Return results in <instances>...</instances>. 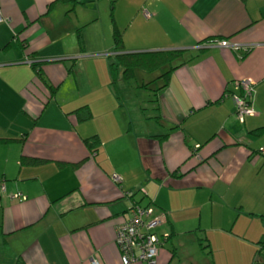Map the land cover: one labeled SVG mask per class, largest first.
<instances>
[{
	"label": "crops",
	"instance_id": "crops-1",
	"mask_svg": "<svg viewBox=\"0 0 264 264\" xmlns=\"http://www.w3.org/2000/svg\"><path fill=\"white\" fill-rule=\"evenodd\" d=\"M0 12V138L26 136L0 144L8 191L0 198V264H121L115 229L130 216L128 196L139 191L145 195L137 202L169 216L160 235H174L158 264H177L175 242L192 237L200 248L204 235L216 246L215 264L244 260L245 243L254 264L264 241V133H252L264 128V0H0ZM115 28L129 53H196L159 92L155 116L133 139L122 109L96 113L59 98L69 76L79 85L70 61L89 53L104 64L103 55L114 54ZM209 39L218 41L200 45ZM225 41L236 48L218 45ZM32 62H47L42 73L58 87L46 107ZM243 80L254 83L256 110L244 121L236 118ZM82 107L98 118L79 122L74 112ZM94 136L101 146L92 156L85 140ZM24 156L45 163L23 166ZM205 191L232 215L220 221L212 209L204 223L198 199ZM242 215L250 220L239 224ZM194 254L189 264H202Z\"/></svg>",
	"mask_w": 264,
	"mask_h": 264
},
{
	"label": "rangeland",
	"instance_id": "rangeland-1",
	"mask_svg": "<svg viewBox=\"0 0 264 264\" xmlns=\"http://www.w3.org/2000/svg\"><path fill=\"white\" fill-rule=\"evenodd\" d=\"M110 42L112 43L110 45L111 47L110 49H112L114 46L113 38L110 39ZM88 44L91 43L89 42ZM128 51H134V50H128ZM110 53H112V51ZM110 53H109V57L103 55L104 58H102V60L104 61V64L101 63V60L95 58L96 54L89 56V53L88 56H85L87 54L86 53L82 55L83 57H80L75 61L73 60L70 61L68 64V70L73 67L72 69L74 73L76 72L77 82L79 85L77 88L74 81V74L71 76L68 75L69 76L68 81L65 84H63L62 89L64 91H61V93L59 94V98L64 99V100L62 99L60 100L62 103L71 102L75 108H78L83 105H93L96 113H105L108 111L110 114H112L117 112V110L122 109V111H119V117L120 118L124 117L125 120L127 121L126 124L132 125V127L131 125H129L131 127L130 132L125 131V136L129 135V139H133L135 138L136 132L141 133L140 134L141 136L142 132L144 131V130L142 131V128L140 129L139 125L141 126L146 125V119L155 116L156 113L155 90L140 88V86H142L143 83L151 82L152 79L156 78L158 73H156L155 75H150L142 71L141 72L137 71L135 78H132L128 81L127 80L124 81L122 78V73H123L122 68L115 67V69L117 70V84L114 85L110 71L111 70L110 64L111 63L114 64L113 62H116V59L114 55ZM107 78L109 79L108 81H106ZM105 84L107 85L106 86L107 88H105ZM106 89H108V91H106ZM101 100H103V103H99ZM53 106L55 107L54 103ZM95 112L94 111L92 112V118L94 117ZM96 117L98 118V116ZM83 134L86 135L87 132H83ZM132 168H134L137 172H139L138 167L136 165L133 164ZM133 175H137V173ZM142 178L143 176L140 177V180ZM135 182H139V179L136 180ZM138 194L142 196L144 192L139 191ZM228 198L229 199H227V201L230 202V200L233 199V194L232 195L228 194ZM246 202H248V199H246ZM198 203L200 205L204 203V209L200 208L198 210V212H203L204 223L210 220L212 209L214 211L213 218L216 219L219 216L220 221L222 220L223 214H226V216L229 217V214L232 215L233 213V210L231 211V209H228L230 206H223L218 202L216 205H214L211 202H209V193L207 191L204 192V195H201L199 197ZM246 220H250V219L242 215L239 224H242L243 222H247ZM162 230L164 231V229ZM160 233L161 231L159 232V236ZM189 239L193 240V238L191 237V238H186L180 242H175L176 251H177L175 263L183 264L184 262H186V264H189L187 260L190 257V255L192 257V251L195 253L194 255H196V257L198 258L197 261L202 260L203 262V258H206L204 253L200 250L201 248L198 247V244L196 245H193V243L191 244V240ZM191 246H192V251H191ZM195 246L199 251L194 249ZM215 247L216 246H212L213 252H215ZM226 250L230 253V255L233 258V254H234L233 242L227 246ZM242 250L244 252L243 255H245L244 257L245 259L242 261L234 260L232 261L231 264H253L250 261V259L247 258V256L249 257V255L247 254L249 249L247 248L246 243L244 244ZM178 261H180L181 263Z\"/></svg>",
	"mask_w": 264,
	"mask_h": 264
},
{
	"label": "trees",
	"instance_id": "trees-1",
	"mask_svg": "<svg viewBox=\"0 0 264 264\" xmlns=\"http://www.w3.org/2000/svg\"><path fill=\"white\" fill-rule=\"evenodd\" d=\"M242 2H246L247 0H241ZM51 7V6H50ZM113 41H114V57L116 59V62H113L114 64H110L111 67V75L114 82V85L117 84V70L115 67H120L123 70L122 78L124 81H128L132 78L136 77L137 71L144 72L150 75H155L158 73L156 78L152 79L149 83H143L140 88H146L150 90H155V96L159 94L161 90L167 87L168 82L172 75L182 67L186 66L190 63L192 58L196 55L195 52H191L188 50H178V51H158V52H146V53H129L126 51L125 48V42L123 39L122 32L115 28L114 34H113ZM218 40L209 39L204 42H202L200 45H208L213 42H216ZM47 62H32V68L36 70L37 78H39L41 81V85L45 88V95L46 100L44 101V107L47 106V104L50 102L51 99H54L58 87L51 85L47 79L44 77L42 71L43 66L46 65ZM41 85H39V88L41 89ZM156 89H154V88ZM156 101V100H155ZM76 114V118L79 122H87L92 118V113L88 107H82L74 112ZM255 136H261L264 133V128H259L252 132ZM26 136H24L25 138ZM166 136H162L164 138ZM24 138H0V144H12L17 142H24ZM86 147L89 151V153L93 156L98 153L101 142L97 137H92L85 140ZM194 156V155H193ZM44 160L35 159V158H29V157H22L21 164L23 166H37L44 164ZM199 164H202L200 162ZM61 168H66L68 166H72L74 168L80 167L82 164H66V163H60L59 164ZM179 173V170H177L173 176H176ZM180 177V176H178ZM138 194V193H137ZM137 194H130L128 198L132 201L133 208L140 207L143 209H155V206L153 204H149L147 206H142L141 202H137L135 200V197ZM145 195V193H144ZM130 210V211H131ZM165 213V212H164ZM155 216V214H154ZM165 218V224L163 226H167L169 224V216L167 213L164 215ZM162 228V227H161ZM155 229L153 233H158L161 230ZM161 243L162 245L165 242H168L169 240H172L174 235H169L167 238L165 236L160 235ZM199 239V245L201 248V251L204 253L206 258H204V262L202 264H215L214 261V253L213 249L210 243V239L207 236L198 237ZM257 253L255 254L254 258V264H259V260L263 254L264 251V241L259 242L258 244ZM175 252V251H172ZM159 259V258H158Z\"/></svg>",
	"mask_w": 264,
	"mask_h": 264
},
{
	"label": "built area",
	"instance_id": "built-area-1",
	"mask_svg": "<svg viewBox=\"0 0 264 264\" xmlns=\"http://www.w3.org/2000/svg\"><path fill=\"white\" fill-rule=\"evenodd\" d=\"M145 16L147 17L148 14ZM3 21L4 18L0 12V23ZM219 46L227 49L232 47L227 42H221ZM238 86L244 95L237 99L236 117L243 121L245 117L256 115L255 110L249 104L254 92V83L250 80H243L238 83ZM114 177L113 181L120 183L121 179ZM7 193V183L0 179V198ZM10 199L22 200L23 198L20 194H13ZM165 218L164 215L154 216V210L151 208L136 207L130 211L128 219L117 225L115 229V245L120 252L121 264H158L162 243L158 233H153V231L165 224ZM93 264L99 263L93 262Z\"/></svg>",
	"mask_w": 264,
	"mask_h": 264
},
{
	"label": "bare ground",
	"instance_id": "bare-ground-1",
	"mask_svg": "<svg viewBox=\"0 0 264 264\" xmlns=\"http://www.w3.org/2000/svg\"><path fill=\"white\" fill-rule=\"evenodd\" d=\"M226 42V41H225ZM214 43H216V42H213V43H211V44H208V45H212V44H214ZM228 43V42H227ZM218 45H219V43H218ZM230 45V44H229ZM244 94L242 93V95H240V96H238V97H236V104H237V99L238 98H240V97H242ZM249 104H251V106H252V101L251 100H249ZM254 109V108H253ZM255 110V109H254ZM255 113H256V110H255ZM253 117V116H252ZM237 118V117H236ZM246 118V117H245ZM244 118V119H245ZM244 119H243V121H244ZM242 122V121H241Z\"/></svg>",
	"mask_w": 264,
	"mask_h": 264
}]
</instances>
